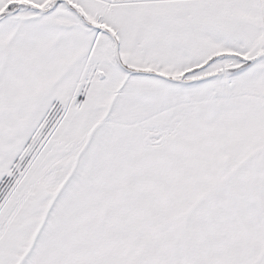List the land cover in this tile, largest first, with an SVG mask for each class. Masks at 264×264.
<instances>
[{
	"label": "snow or ice",
	"instance_id": "obj_1",
	"mask_svg": "<svg viewBox=\"0 0 264 264\" xmlns=\"http://www.w3.org/2000/svg\"><path fill=\"white\" fill-rule=\"evenodd\" d=\"M0 264H264V0H0Z\"/></svg>",
	"mask_w": 264,
	"mask_h": 264
}]
</instances>
